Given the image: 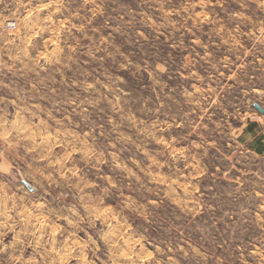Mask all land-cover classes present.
Masks as SVG:
<instances>
[{"label":"rangeland","instance_id":"obj_1","mask_svg":"<svg viewBox=\"0 0 264 264\" xmlns=\"http://www.w3.org/2000/svg\"><path fill=\"white\" fill-rule=\"evenodd\" d=\"M254 102L264 0H0V264H264Z\"/></svg>","mask_w":264,"mask_h":264},{"label":"trees","instance_id":"obj_2","mask_svg":"<svg viewBox=\"0 0 264 264\" xmlns=\"http://www.w3.org/2000/svg\"><path fill=\"white\" fill-rule=\"evenodd\" d=\"M263 137L264 135H259L255 137L254 140L250 144L251 149L259 154L264 153V142L262 141Z\"/></svg>","mask_w":264,"mask_h":264},{"label":"water","instance_id":"obj_3","mask_svg":"<svg viewBox=\"0 0 264 264\" xmlns=\"http://www.w3.org/2000/svg\"><path fill=\"white\" fill-rule=\"evenodd\" d=\"M253 106L260 112H264V109L257 102L253 103Z\"/></svg>","mask_w":264,"mask_h":264}]
</instances>
